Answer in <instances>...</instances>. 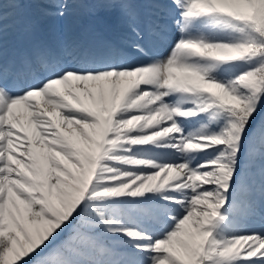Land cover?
I'll use <instances>...</instances> for the list:
<instances>
[{"label":"snow or ice","instance_id":"obj_1","mask_svg":"<svg viewBox=\"0 0 264 264\" xmlns=\"http://www.w3.org/2000/svg\"><path fill=\"white\" fill-rule=\"evenodd\" d=\"M0 264H264V0H0Z\"/></svg>","mask_w":264,"mask_h":264},{"label":"bare ground","instance_id":"obj_2","mask_svg":"<svg viewBox=\"0 0 264 264\" xmlns=\"http://www.w3.org/2000/svg\"><path fill=\"white\" fill-rule=\"evenodd\" d=\"M31 11L36 12L37 9L33 7ZM76 11L85 22L92 24L96 30L101 31L106 35H111L113 33V21L111 17L104 11L100 10L95 14H88L81 10ZM51 27H54V25H51Z\"/></svg>","mask_w":264,"mask_h":264},{"label":"rangeland","instance_id":"obj_3","mask_svg":"<svg viewBox=\"0 0 264 264\" xmlns=\"http://www.w3.org/2000/svg\"><path fill=\"white\" fill-rule=\"evenodd\" d=\"M114 30H115V29L113 28V31H112L113 33H114ZM113 33H112V34H113Z\"/></svg>","mask_w":264,"mask_h":264}]
</instances>
